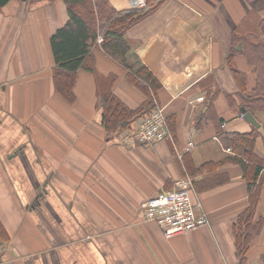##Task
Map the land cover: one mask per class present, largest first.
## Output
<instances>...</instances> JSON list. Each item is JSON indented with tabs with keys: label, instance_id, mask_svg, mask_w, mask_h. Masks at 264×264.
<instances>
[{
	"label": "crops",
	"instance_id": "obj_1",
	"mask_svg": "<svg viewBox=\"0 0 264 264\" xmlns=\"http://www.w3.org/2000/svg\"><path fill=\"white\" fill-rule=\"evenodd\" d=\"M107 2L131 9L128 0ZM263 17L264 0H161L125 33L128 65L144 66L155 90L96 45L70 76L66 97L49 43L68 19L63 0L1 5L0 264H239L233 224L249 194L219 134L253 127L239 111L226 57L231 34L255 30ZM234 64L251 89L252 67L240 54ZM109 95L129 111L162 107L168 139L118 143L138 118L106 127ZM255 117L264 128V112ZM254 145L264 162L263 140ZM187 180L209 221L165 238L142 221L141 206ZM257 184L253 223L263 226L245 264H264V165Z\"/></svg>",
	"mask_w": 264,
	"mask_h": 264
},
{
	"label": "trees",
	"instance_id": "obj_2",
	"mask_svg": "<svg viewBox=\"0 0 264 264\" xmlns=\"http://www.w3.org/2000/svg\"><path fill=\"white\" fill-rule=\"evenodd\" d=\"M7 1L0 0V6ZM63 2L68 19L49 40L54 63L59 70L58 75L55 73L56 78L59 79L57 90L63 96H72V77L70 76L84 65L88 54L96 45H99L105 54L124 66L131 79L137 84L141 83L144 90L148 87L155 90L156 81L144 66L139 65L138 61L135 63L138 67L135 69L128 65V57L134 56L130 54L125 33L151 14L161 3V0H146L144 8L123 11L114 10L109 6L107 0H63ZM98 35L103 38V42L100 44L97 43ZM236 47H239L240 50H237ZM239 54L244 57L254 71V85L251 89H246L245 73L235 67L234 58ZM226 63L238 91L242 95V97H238L239 108H245L254 117L255 113L264 112V17L260 19L255 30L242 34L236 32L231 34ZM144 114L142 108L129 111L117 99L109 95L102 120L109 129H112L111 124L115 120H120L117 127L125 128L126 126L121 125L122 122L125 121L128 124L130 120L134 121ZM219 136L235 153V156L228 161L241 168L249 194L248 206L237 216L233 224L238 262L245 264V255L249 250V245L253 237L259 235L263 226L261 219L253 223L259 197L257 178L264 165V162L259 160L253 151L255 139L261 138L263 143L264 139L255 128L251 129L249 133H233L226 136L220 133Z\"/></svg>",
	"mask_w": 264,
	"mask_h": 264
},
{
	"label": "built area",
	"instance_id": "obj_3",
	"mask_svg": "<svg viewBox=\"0 0 264 264\" xmlns=\"http://www.w3.org/2000/svg\"><path fill=\"white\" fill-rule=\"evenodd\" d=\"M128 2L133 9L146 5V0ZM101 41V37L98 36L97 43ZM163 110L156 105L152 107L128 129L120 138V142L131 144L138 141L140 144L152 145L165 140L168 133ZM141 207L142 220L155 223L165 238L184 235L208 223L200 200L195 201L192 197V184L189 180L177 182L176 188L149 198Z\"/></svg>",
	"mask_w": 264,
	"mask_h": 264
},
{
	"label": "water",
	"instance_id": "obj_4",
	"mask_svg": "<svg viewBox=\"0 0 264 264\" xmlns=\"http://www.w3.org/2000/svg\"><path fill=\"white\" fill-rule=\"evenodd\" d=\"M237 50H240L239 47H236ZM239 111L242 114L243 119L248 122L253 128H255L258 134L264 139V128L260 125V123L255 119V117L245 108L240 107Z\"/></svg>",
	"mask_w": 264,
	"mask_h": 264
},
{
	"label": "rangeland",
	"instance_id": "obj_5",
	"mask_svg": "<svg viewBox=\"0 0 264 264\" xmlns=\"http://www.w3.org/2000/svg\"><path fill=\"white\" fill-rule=\"evenodd\" d=\"M145 6H143V7H140L139 9H141V8H144ZM99 37H101V39H102V41H101V43L103 42V38H102V36L101 35H98ZM98 44H100V43H98ZM163 114H164V120H165V128H166V130H167V127H166V119H165V111L163 110ZM168 135H166L165 136V140L166 139H168ZM170 141H171V139H169ZM118 143H121V144H123V145H127V143H124L123 141L122 142H118ZM137 143H139L138 141H137Z\"/></svg>",
	"mask_w": 264,
	"mask_h": 264
}]
</instances>
